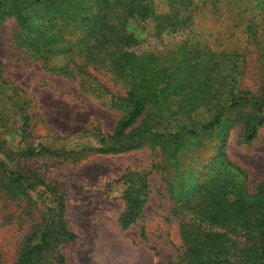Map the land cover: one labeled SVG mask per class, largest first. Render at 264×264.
<instances>
[{
  "label": "rangeland",
  "instance_id": "rangeland-1",
  "mask_svg": "<svg viewBox=\"0 0 264 264\" xmlns=\"http://www.w3.org/2000/svg\"><path fill=\"white\" fill-rule=\"evenodd\" d=\"M153 7L156 14L170 11L168 0H153ZM181 15L191 16L190 22L175 34L160 36L152 18L131 19L127 29L141 41L136 48L169 52L178 39L193 37L202 48L238 54L240 87L257 92L264 76L263 2L193 0ZM19 29L13 16L0 23V264H16L23 248L38 242L47 207L59 202L65 226L76 238L53 241L39 264H181L186 213L180 204L196 192L205 172L231 161L242 168L251 191L264 182V124L252 141L243 137L241 123L232 124L228 134L203 132L175 157L147 144L120 153L89 149L100 146V133L113 131L124 114L113 102L124 95V86L106 71L94 70L96 80L89 83L45 67L21 45ZM206 109H195L193 119L204 121ZM235 114L227 113L222 127ZM13 171L25 175L36 190ZM125 175L148 184L143 208L127 226L122 224Z\"/></svg>",
  "mask_w": 264,
  "mask_h": 264
},
{
  "label": "trees",
  "instance_id": "trees-1",
  "mask_svg": "<svg viewBox=\"0 0 264 264\" xmlns=\"http://www.w3.org/2000/svg\"><path fill=\"white\" fill-rule=\"evenodd\" d=\"M168 1L170 11L156 14L153 0H0V23L15 17L21 45L45 67L89 83L96 80L94 70L106 71L124 86V95H113L124 114L113 131L100 133L102 144L89 148L95 152L120 153L147 144L175 157L203 132L214 135L220 129L228 134L235 123L242 124L245 140H254L264 124V76L257 92L240 87L238 54L202 48L190 36L175 41L177 48L169 52L136 48L141 41L127 29L133 18H152L157 36L175 34L190 22L191 16L182 17L181 9L193 0ZM62 56V64L50 68ZM200 106L207 108L208 116L197 122L193 112ZM230 112L235 117L222 127ZM242 171L231 161H221L204 173L196 192L182 200L180 208L188 219H181V264H264V182L251 191ZM11 174L36 190L25 175ZM124 178L127 210L122 224L127 226L140 214L148 184L146 179L136 184L132 175ZM63 207L61 202L47 207L38 242L28 243L16 264H39L53 241L76 238L65 226Z\"/></svg>",
  "mask_w": 264,
  "mask_h": 264
}]
</instances>
